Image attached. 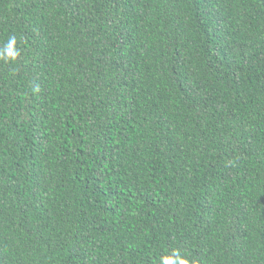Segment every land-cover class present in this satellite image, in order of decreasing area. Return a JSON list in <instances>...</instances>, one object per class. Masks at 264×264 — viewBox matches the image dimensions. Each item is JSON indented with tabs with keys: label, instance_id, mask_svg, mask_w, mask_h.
Segmentation results:
<instances>
[{
	"label": "trees",
	"instance_id": "16d2710c",
	"mask_svg": "<svg viewBox=\"0 0 264 264\" xmlns=\"http://www.w3.org/2000/svg\"><path fill=\"white\" fill-rule=\"evenodd\" d=\"M169 262L264 264V0H0V264Z\"/></svg>",
	"mask_w": 264,
	"mask_h": 264
},
{
	"label": "clouds",
	"instance_id": "9594fccd",
	"mask_svg": "<svg viewBox=\"0 0 264 264\" xmlns=\"http://www.w3.org/2000/svg\"><path fill=\"white\" fill-rule=\"evenodd\" d=\"M14 43H15V40L14 39L10 41V43H9V49H11V47H12V45H14ZM11 54L12 53L10 52V55ZM169 264H171V262H169Z\"/></svg>",
	"mask_w": 264,
	"mask_h": 264
}]
</instances>
